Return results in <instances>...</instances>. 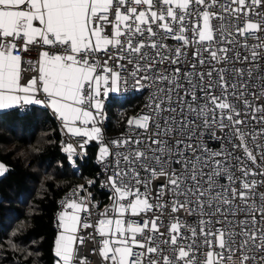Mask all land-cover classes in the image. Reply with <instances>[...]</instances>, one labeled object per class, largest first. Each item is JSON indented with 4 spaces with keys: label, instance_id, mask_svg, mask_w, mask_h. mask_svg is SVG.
<instances>
[{
    "label": "snow or ice",
    "instance_id": "6c2138e0",
    "mask_svg": "<svg viewBox=\"0 0 264 264\" xmlns=\"http://www.w3.org/2000/svg\"><path fill=\"white\" fill-rule=\"evenodd\" d=\"M37 109L70 163L98 143L110 200L59 201L53 264H264V0H0V113Z\"/></svg>",
    "mask_w": 264,
    "mask_h": 264
},
{
    "label": "trees",
    "instance_id": "16d2710c",
    "mask_svg": "<svg viewBox=\"0 0 264 264\" xmlns=\"http://www.w3.org/2000/svg\"><path fill=\"white\" fill-rule=\"evenodd\" d=\"M140 104L138 97L108 103L107 131L126 127V119L138 112ZM42 111L27 117L17 111L3 116L7 129L0 131V159L8 170L0 180V264H53L56 201L73 186L88 187L96 173V148L87 151L77 172L62 151L57 125ZM88 190L105 198L96 185Z\"/></svg>",
    "mask_w": 264,
    "mask_h": 264
},
{
    "label": "built area",
    "instance_id": "2783aa9c",
    "mask_svg": "<svg viewBox=\"0 0 264 264\" xmlns=\"http://www.w3.org/2000/svg\"><path fill=\"white\" fill-rule=\"evenodd\" d=\"M34 73L32 72H28L26 73L27 76H31L33 75ZM127 97H128V100L129 99H132V98H140V101H141V104H140V108L138 110V112L135 114L137 115L140 111V109L143 107L144 103L146 102V93L144 95H141L140 93H131V92H128L125 94ZM108 103H106L107 105ZM106 111V109H105ZM117 114L120 115L121 114V110H118L117 111ZM49 115L51 116V113H49ZM133 115V116H135ZM51 118L54 120L55 124L57 125L58 129H59V133H60V141H64L65 143H72V144H78V143H82V140L79 139V138H73L71 137L70 135H64L62 132H61V125H60V121L56 120L54 117L51 116ZM102 130H103V133H104V137H105V140H108V139H111V138H116V137H119L125 130H126V127H124L122 130L118 131V132H108L107 131V127H108V115L106 113V118L105 120L103 121L102 125ZM260 141L258 140L257 143H259ZM250 146H251V142H250ZM63 147V145H62ZM87 147V151L90 149V148H96V155L98 153V148H99V145L96 141H91L89 142V144L86 146ZM79 151V149H78ZM85 157L86 155H83L81 154L80 156H76V157H73L75 163L73 164V167L79 171V167L80 165L84 162L85 160ZM94 166L96 168V173H95V176L92 178V179H95L96 180V183L94 185H96V188L99 192H101L102 194L105 195V198H99V197H94L93 195V199L95 202L99 203L100 205V210L102 211L104 206L105 205H108L110 203V200H109V192H108V189L107 188H104V187H101V182L106 179L104 173L101 171V165H99L97 162H96V156L94 158ZM76 186H73L71 187L70 189L66 190L56 201V211L54 213V217H53V222H54V226L56 224V215L57 213L61 210V207H60V203L59 201L73 188H75ZM89 191V190H88ZM82 195L84 193H81ZM56 228V227H55ZM56 232H57V229H56ZM90 247V246H89ZM85 254V250L82 248L79 255H84ZM90 259H91V262L92 264H96L95 262V258L94 257H91L90 256Z\"/></svg>",
    "mask_w": 264,
    "mask_h": 264
},
{
    "label": "crops",
    "instance_id": "0c3cea01",
    "mask_svg": "<svg viewBox=\"0 0 264 264\" xmlns=\"http://www.w3.org/2000/svg\"><path fill=\"white\" fill-rule=\"evenodd\" d=\"M14 111H16V110H10V111H7V112H3V113H0V131L1 130H4V129H7L6 128V123H5V121L3 120V116H5L6 114H10V113H12V112H14ZM0 162H2L1 161V159H0ZM3 163V162H2ZM4 164V163H3ZM5 165V164H4ZM71 165H72V168H74L73 167V163H71ZM75 169V168H74ZM76 170V169H75ZM77 172H78V170H76ZM7 172V171H6ZM6 172L3 174V175H0V180L2 179V177L6 174Z\"/></svg>",
    "mask_w": 264,
    "mask_h": 264
},
{
    "label": "clouds",
    "instance_id": "9594fccd",
    "mask_svg": "<svg viewBox=\"0 0 264 264\" xmlns=\"http://www.w3.org/2000/svg\"><path fill=\"white\" fill-rule=\"evenodd\" d=\"M229 264H237V262L235 260H230Z\"/></svg>",
    "mask_w": 264,
    "mask_h": 264
}]
</instances>
